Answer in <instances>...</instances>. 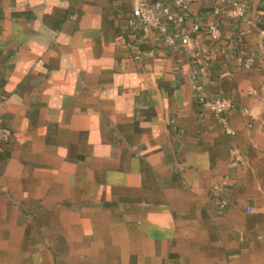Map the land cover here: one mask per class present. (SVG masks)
Instances as JSON below:
<instances>
[{"label": "crops", "instance_id": "1", "mask_svg": "<svg viewBox=\"0 0 264 264\" xmlns=\"http://www.w3.org/2000/svg\"><path fill=\"white\" fill-rule=\"evenodd\" d=\"M235 1L169 47L135 0H0V264H264V0Z\"/></svg>", "mask_w": 264, "mask_h": 264}, {"label": "built area", "instance_id": "2", "mask_svg": "<svg viewBox=\"0 0 264 264\" xmlns=\"http://www.w3.org/2000/svg\"><path fill=\"white\" fill-rule=\"evenodd\" d=\"M233 7L232 13L237 17H243L246 13V6L244 4H239L235 0H223ZM189 10L188 0H171V4H164L162 1L150 2L148 0H135V7L132 13V19L129 21V29L138 27L140 32V37L142 40L147 41L151 38L152 34L156 35V39L162 38L164 43L169 47H175L177 44L182 46H188L192 43V36L182 33L179 30L169 29V23H183V15H179L178 12L186 13ZM219 12V9L215 10ZM199 25L194 26L193 32L199 30ZM211 36L214 40H217L220 37V31L216 26L209 27ZM192 59L197 65H201L200 53L198 51L192 54ZM239 64L246 69H249L253 63L251 60L239 58ZM193 88L199 95L200 103L208 108L215 115H223L229 111L233 104L228 99L223 98H214L208 99L203 97L201 90L202 87L197 81V76H192ZM1 115V113H0ZM0 137L5 138V133L0 130ZM219 188H215V192ZM228 201L226 199H220L219 206L221 209H226L228 206ZM249 212H252L251 207L248 208Z\"/></svg>", "mask_w": 264, "mask_h": 264}]
</instances>
